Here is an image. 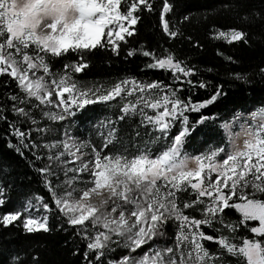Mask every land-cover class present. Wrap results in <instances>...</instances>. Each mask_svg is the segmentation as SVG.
<instances>
[{"label": "snow or ice", "instance_id": "obj_1", "mask_svg": "<svg viewBox=\"0 0 264 264\" xmlns=\"http://www.w3.org/2000/svg\"><path fill=\"white\" fill-rule=\"evenodd\" d=\"M172 9L169 0H164L160 24L164 34L175 39L181 32L166 19ZM144 10L153 11L150 0H0V77L9 78L19 89L0 98V122L7 123L8 134L16 138L17 144L9 141L8 147L19 155L24 156L26 149L43 163L40 149L47 150V163L36 171L44 177L54 205L36 196V204L29 200L15 212L0 213V226L18 222L28 234L48 233L54 214L87 241L88 264H226L225 253L237 264H264V199L257 196L264 195V107L251 113L252 123L242 124L240 133L233 135L228 122L219 125L229 134L230 149L217 147L190 155L184 151L188 137L215 118L201 115L190 122L186 113L213 105L226 95L222 86L206 100L194 103L190 98L181 99L180 88L158 81L125 78L88 86L76 78L90 67L88 57L97 50L119 56L122 46L138 34V13ZM243 22L255 21L245 17ZM259 23L264 26V13L259 15ZM212 39L247 44L249 33L235 27L217 29ZM137 53V49H129L127 56ZM165 53L157 55L143 46L139 49L140 55L149 58L146 68L168 72L174 82L190 88L208 87L190 79L196 75L193 68L167 49ZM49 57L71 59L55 71ZM225 59L235 62L231 57ZM260 73L264 78V67ZM234 75L247 82L244 76ZM113 102L119 106V115L99 122V146L77 141L67 130L64 139L52 142L37 143L42 137L32 135L53 131L42 126V120L60 123L89 105L110 106ZM8 112L16 119L10 121ZM134 116L150 131L145 132L148 139L143 146L136 142L135 152H130L133 142L128 146L121 143L120 124ZM176 122L180 128L172 135ZM21 125L31 127L25 131ZM135 135L141 134L136 131ZM241 135L245 137L242 146L236 143ZM160 141L166 145L161 151L148 146ZM4 193L0 187V206L7 203ZM41 207L44 215L31 214L30 209L39 211ZM189 209L200 212L201 218L187 214ZM229 209L240 214V225L255 222L249 228L252 238H241L239 245L235 237L222 233V228L233 233L238 228L225 221ZM170 221L177 225L173 246L149 247L142 255H133L164 236ZM216 224L222 226L216 229L221 232L218 237L203 231ZM203 241L215 243L218 251H210ZM117 249H125L127 254L111 258L109 254Z\"/></svg>", "mask_w": 264, "mask_h": 264}, {"label": "trees", "instance_id": "obj_2", "mask_svg": "<svg viewBox=\"0 0 264 264\" xmlns=\"http://www.w3.org/2000/svg\"><path fill=\"white\" fill-rule=\"evenodd\" d=\"M153 11L144 10L138 15L140 21L135 26L138 34L130 37V43L122 46L119 56L113 55L110 51L97 50L94 55L88 57L90 67L79 74L76 78L84 85H109L125 78H135L141 82H161L165 86L180 88L178 93L181 99H191L194 103L206 100L218 86H222L226 95L213 105L201 109L199 112H188L190 122L197 121L201 115L214 117L199 125L195 132L188 137L184 151L191 155L201 153L203 150L216 146L220 143L221 136L218 129L219 124L231 120L234 114H247L250 111L264 107V78L260 68L264 67V26L259 23L260 13H264V0H169L173 6L171 12L166 14V19L175 28H179L181 35L175 39L168 38L162 31L160 24V12L164 0H150ZM185 16L189 17L184 21ZM245 17H251L254 23L243 22ZM242 28L249 33V43L228 44L222 40L212 39L215 30H228L230 28ZM143 46L146 50L163 55L168 50L177 60L183 61L185 65L193 68L196 75L190 77L197 84L205 82L207 88H190L187 84L174 82L170 73L163 70L146 68L149 58L139 54ZM137 49V55L127 56L129 49ZM222 52L223 55H218ZM225 57H231L229 62ZM53 70H61L64 63L69 62L71 57L61 60L50 58ZM211 69V71H209ZM234 74L244 76L247 80H239ZM183 79V78H182ZM15 82L7 77H0V98L7 93L18 92ZM149 114H153L149 112ZM10 121L16 118L11 112L7 113ZM119 115V106L116 102L106 106L104 104L89 105L81 112H78L71 120L74 124L81 126L83 133L87 135L91 128L100 130L97 126L107 118L115 119ZM39 117V113H37ZM42 126H50L53 131L49 133H33L37 143L52 142L61 140V134L65 131L66 122L54 123L49 120H42ZM27 131L31 125H21ZM180 128L176 122L171 134L174 135ZM101 131V130H100ZM140 132L136 137L135 132ZM145 129L140 126V117L134 116L120 124L121 143L128 146L133 142L130 152H135V143L143 146L144 140L148 139ZM7 123L0 122V187L5 189L4 197L7 203L0 206V213L15 212V208H23L29 200L34 204L36 196L43 197L45 202L51 204V194L45 187L44 177L36 171L47 163L46 149H40V154L45 157L44 162L35 159L31 151L24 150L25 155H19L14 148H9V141L17 144L16 138L8 134ZM88 136V135H87ZM91 138L97 141L95 133ZM163 141L158 144L148 145L155 151L161 150ZM97 146L100 144L97 143ZM120 146L117 145V148ZM69 175H72L69 173ZM60 181L64 179L63 172L59 173ZM53 181L59 183L56 177ZM63 191V189H59ZM264 199V195L257 194ZM40 216L44 215L43 208L30 209ZM187 214L201 218L200 212L189 209ZM225 221L238 225L236 232H230L222 228L220 224L214 227H203L206 234L218 237L222 228L223 235L235 237L234 242L241 244L243 237L252 238L249 228L255 222H249L248 227L240 225V214L233 209L226 210ZM49 224L52 230L48 233L40 232L28 234L18 222L8 227L0 226V264H19L25 261L26 264H88L85 253L88 252L87 241L76 235V230L70 228L56 215H51ZM174 222H169L165 228V235L156 237L151 245L144 246L133 255H142L143 252L152 248L171 247ZM205 246L212 252L218 251V246L209 241H203ZM127 254L125 249H117L110 253L111 258L118 259ZM18 258V259H17ZM226 264H237L236 260L228 257L225 253ZM107 264V261H105Z\"/></svg>", "mask_w": 264, "mask_h": 264}, {"label": "rangeland", "instance_id": "obj_3", "mask_svg": "<svg viewBox=\"0 0 264 264\" xmlns=\"http://www.w3.org/2000/svg\"><path fill=\"white\" fill-rule=\"evenodd\" d=\"M162 11V10H161ZM162 28V27H161ZM163 31V30H162ZM169 38V37H168ZM223 41V40H222ZM261 107H258L254 110H257ZM252 110L251 112L247 113V114H240V113H236L233 115V117L231 118V120L228 121V123H230L232 125V127L230 128V132L235 135L236 133H240L242 131L241 129V125L244 124L245 122L247 123H252V119H251V113L254 111ZM237 114H240V118L239 119H236V115ZM64 122H66V129L65 131L67 130L68 134H70L72 137L76 138L77 141H85V142H91L93 144H101V138H100V130H95V128H91V130H89V133L87 135H85L83 133V130L81 128L80 125L78 124H74L71 120V118L69 120H65ZM220 125V124H219ZM218 129L220 131V136H221V140H220V143L216 146H212V147H209L205 150H203L201 153H204V152H207L209 151V149L211 148H217V147H224L226 149H230L231 148V140H230V137H229V134L227 132H225L223 129H221L219 126H218ZM65 131L62 132L61 134V139H64L65 138ZM95 133L96 137L98 138L97 141L93 140V138H91V134L92 133ZM245 137L244 136H240L237 140H236V143L240 144L241 146L243 145V141H244ZM165 142L163 141L162 143V146L161 147H165ZM163 148L161 150H163ZM159 150V151H161ZM86 151H89L90 152V149H86ZM153 151H155L153 149ZM187 152V151H185ZM188 153V152H187ZM199 153V154H201ZM190 154V153H188ZM191 155V154H190ZM197 155V154H196ZM69 167H71V165H69ZM249 191H251V189H249ZM259 194V193H257ZM19 210L18 207L15 208V211ZM44 211V210H43ZM29 213H24L25 216H27ZM32 215L36 216L37 218L40 217V215L36 212H31ZM174 229H173V237H172V245H174V242H175V235H176V231H177V225L174 224Z\"/></svg>", "mask_w": 264, "mask_h": 264}]
</instances>
